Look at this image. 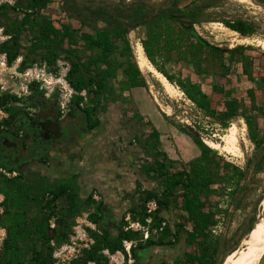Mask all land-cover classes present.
I'll use <instances>...</instances> for the list:
<instances>
[{
    "label": "rangeland",
    "instance_id": "rangeland-1",
    "mask_svg": "<svg viewBox=\"0 0 264 264\" xmlns=\"http://www.w3.org/2000/svg\"><path fill=\"white\" fill-rule=\"evenodd\" d=\"M192 1H200V3L186 9L185 6ZM3 5H10L13 10H8V15L0 14V44L10 38L6 35L7 29L19 30L20 21L24 17V9L22 5L16 4V0H0V6ZM137 5L144 9L143 14L132 19L116 16V12L120 15L137 13ZM198 7H201L198 16L195 17L199 20L198 23L185 18V13ZM165 9H172L176 16L192 25L201 39L213 47L246 48L244 56H238L232 64L228 62L227 54H213L209 49L203 51L198 59L199 62L191 61V47L195 40L183 38L176 26L172 25L176 33L174 48H170L164 39L160 48L156 50V58L166 71L176 79L198 84L210 98L212 107L218 115L213 118L206 114L187 99L176 84L174 86L181 92L180 95L166 94L157 79L143 72L148 84L147 89L136 88L130 93L122 94L119 83L123 75L119 72L116 78L109 81L108 96H120V100L109 102L104 120L126 122L118 126L109 125L106 132L97 138L98 145L93 153L95 158L97 156L103 159L109 155L113 158L118 157L120 149L135 153L138 160L136 164L134 162L130 171L137 172L141 164L152 161L146 158L142 141L143 135L152 130L159 132V138L163 136L165 148L171 157L184 161L183 156L187 154V157H192L196 149L192 139L183 133V129L192 131L205 143L212 141L224 146L225 135L233 125H236L239 128L237 148L232 152L225 151L222 147L213 150L229 163L245 170L246 177L241 183L240 190L233 195L221 196L218 188L214 187L209 202V207L217 215L216 226L211 227V231L222 239L218 261L220 264H227L230 256L246 249L245 241L249 238L250 229H254L264 215V0H53L43 14L48 18V12L54 13L55 17L50 16V18L73 27H80L81 19H94L98 16V21L91 22L84 28L91 35H95L96 27L104 29L117 23L129 27L131 31L128 39L134 54L135 43L139 41L142 44L147 40L148 26L144 25L145 21ZM77 15H82V18L76 19ZM238 20L252 25L255 33L243 37L225 25L226 22ZM164 23V27H171L168 22ZM57 25L59 26L58 23ZM29 40L30 36L23 32L20 41L23 55L12 66L8 65L6 55L0 54V124L7 117L10 120L14 119L17 110L36 107L41 103L40 101L55 104L62 115L79 110L74 109L72 104L75 99L73 97L77 93L74 91L70 98L69 88L63 81H66V75L71 68L64 54L55 57L49 63L43 58L45 52L39 50L35 55L37 60L32 67L20 71L24 55L32 51ZM79 45L81 46L70 49L76 51L87 63L91 57L88 44L82 42ZM65 49H69L68 44H65ZM216 84L223 88L224 94L213 91V86ZM85 93L81 111L88 110L93 120L91 123L97 124L99 114L93 108L94 94H89V91ZM11 96H16L18 100H12ZM123 98L126 101L123 102ZM138 117L143 118L142 126L137 124ZM245 117H252L254 120L258 145L251 140ZM99 118L101 119V115ZM131 123L135 124V127L131 126ZM138 138L141 140H136ZM161 148L165 150L162 143ZM197 150L199 151L198 148ZM81 164L83 165V162ZM41 168L33 170V178ZM18 172L8 173L4 168L0 169V173L9 178L16 177ZM139 181L141 184L138 190L136 185L134 189L125 188L121 196L118 191L105 188L107 184L91 188L89 184L83 185L79 179L81 197L79 214L75 218L68 242L56 248L54 254L57 259L56 264H71L93 243L89 230H98L97 225L91 221V217L95 215L102 217L103 228L112 233H116L117 226L122 223H126L123 226L125 230L132 229L139 233L135 242L125 244L128 256L121 252L114 255L106 252L109 257L108 264H134L132 246L138 248L147 241H152V244L138 250L139 261L142 264H191L188 263L186 255L194 250L187 244V232L196 225L197 217L183 212L181 200L176 196L172 197L167 210H160L158 205V208L151 213L148 212L147 204L155 199L150 200L146 204L149 215L146 225L134 222L128 212L139 205L140 193L143 190L157 193L160 191L159 183L149 176L141 173ZM153 182L156 183L155 186H152ZM3 200L4 196L0 194V214L3 212L1 207ZM100 203H104L102 213L99 211ZM57 206L56 212L51 213L52 228L56 227L55 221L59 210L64 206V201H59ZM156 217L161 221H155ZM5 237L6 230L0 218V250Z\"/></svg>",
    "mask_w": 264,
    "mask_h": 264
},
{
    "label": "trees",
    "instance_id": "trees-1",
    "mask_svg": "<svg viewBox=\"0 0 264 264\" xmlns=\"http://www.w3.org/2000/svg\"><path fill=\"white\" fill-rule=\"evenodd\" d=\"M52 3L53 0H16V4L22 5L21 7L24 9V17L20 21L19 30L7 29L6 35L10 38L0 44V54L6 55L9 66H12L23 55L20 41L23 32H25L30 36L29 43L32 51L30 54L24 55L20 71L32 67L37 60L35 55L39 50L45 52L43 58L49 63L55 57L64 54L71 66L66 75V81L77 93L72 102L74 109L82 110L85 98L80 93L83 91L94 94L93 108L98 114L104 111L105 105L109 102L119 101L120 96H108L109 81L116 78L119 72L123 75V79L119 83L122 94L130 93L136 88L147 89V81L138 66L128 39L131 28L117 23L104 29L96 27L94 28L95 35H91L84 28L89 26V23L98 21V16L94 19L84 20L81 19L82 15H77L76 19H81L80 27H73L44 16L43 11ZM199 3L200 1H192L185 8ZM136 7L138 11L135 14L120 15L116 12V16L132 19L143 14L144 9L140 5ZM200 8L185 13V18L193 23H198L199 20L195 17L198 16ZM11 9L10 5L0 6V14L8 15V10ZM164 22H168L171 27H164ZM144 25L148 26V33L147 40L142 42V46L150 62L172 84H176L187 99L209 116L217 117V111L213 109L210 98L202 91V88L191 81L176 79L166 71L156 58V50L160 48L164 39L170 48H174L176 33L172 25L176 26L175 28L179 30L183 38L195 40L191 47V61L199 62L198 59L203 51L209 49L213 51V54H227L228 62L232 64L238 56H244L246 48L237 46L233 49H220L209 45L201 39L192 25L176 16L172 9H165L152 19L145 21ZM225 25L243 37H249L255 33L254 27L242 20L226 22ZM38 31L40 32L38 33ZM82 42L88 44L91 53L87 63L76 51L70 49L81 46L79 44ZM65 44L69 45V49H65ZM31 57L32 60H30ZM213 91L219 94L225 93L218 84L213 86ZM10 98L18 100L16 96ZM124 101H126L125 98H123ZM86 113L90 115L88 110ZM138 119L143 121L142 117H138ZM244 120L250 131L252 142L258 145L253 118L245 117ZM6 124L11 126L12 121H7ZM182 131L192 139L199 149L200 155L188 162L173 160L161 148L159 132L152 130L147 134L144 138L145 154L152 161L143 163L141 171L159 183L160 191L157 193L143 190L140 193L139 205L128 213L134 222L146 225V219L149 217L146 204L150 200H157L159 209L167 210L172 202V197L178 196L181 200L182 211L192 217H197L198 220L193 229L187 232V244L194 250L186 255L188 263L220 264L218 257L222 239L211 231V227L216 226L217 216L209 207L211 193L216 187L221 196L236 194L246 177V171L219 156L192 131L188 129ZM1 168H4L8 173L15 172L6 166L0 165ZM25 171L28 173L18 172V175L13 178L0 173V194L4 196L1 203L3 212L0 214V218L3 228L6 230V237L0 250V264H56L57 259L54 257L56 248L62 243L68 242L75 218L79 214L81 197L77 179L58 178L54 173L48 174L43 169H40L36 177L33 178L32 169ZM138 187H140L139 183H137V190ZM59 201H64V206L59 210L55 221L56 227L52 228L51 213L56 212ZM103 205L104 203H100L99 211L101 213ZM101 219L102 217L97 215L91 217L92 223L98 227L97 231L89 230V236L93 243L84 249L71 264H108L109 257L106 252L110 255L121 252L128 256L125 244L135 242L139 233L132 229L125 230L123 226L126 223L117 226L116 233H112L103 228ZM155 221H161V219L156 217ZM145 244H140L138 248L132 246L134 264H142L139 261L138 250L151 245L152 241H147Z\"/></svg>",
    "mask_w": 264,
    "mask_h": 264
},
{
    "label": "flooded vegetation",
    "instance_id": "flooded-vegetation-1",
    "mask_svg": "<svg viewBox=\"0 0 264 264\" xmlns=\"http://www.w3.org/2000/svg\"><path fill=\"white\" fill-rule=\"evenodd\" d=\"M40 102L36 107L17 110L12 120L9 117L2 120L0 165L19 172L27 169L36 171L47 165L56 177L66 180L76 178L78 182L84 151L92 140L94 129L100 124V114L99 122L93 124L86 111L76 110L73 114L62 115L55 104ZM7 121H12V125L7 126ZM25 157L30 160L15 164L13 168L3 161Z\"/></svg>",
    "mask_w": 264,
    "mask_h": 264
},
{
    "label": "crops",
    "instance_id": "crops-1",
    "mask_svg": "<svg viewBox=\"0 0 264 264\" xmlns=\"http://www.w3.org/2000/svg\"><path fill=\"white\" fill-rule=\"evenodd\" d=\"M48 13H49L48 18H50V16L55 17L54 13L53 14H51L50 12ZM99 29H103V28L99 27ZM108 105L109 103L105 105L104 111L100 114L101 121H100L99 126L96 128V131L91 136V139H92L90 141L91 143L89 142V144L85 148L84 157L82 159L83 165L80 164V167H81V178L80 179L83 185L89 184L91 188L97 187L98 185L102 186V184L104 185L107 184L105 185V188L107 187L111 190L118 191L119 194L123 196L125 188L129 189L131 187L132 189H134L135 185L137 186V183L141 184L139 180L141 179V173L142 174L144 173L141 171L142 164L140 165V170H137V172L130 171V169H132L134 162L136 164L137 163L136 160H138V157L135 156V153L124 152L120 149L119 151L120 155H118V157L113 158L111 155L106 157V159L99 158L97 156L96 158L94 157L95 155L93 151L95 150V147L98 145L97 138H99L101 134L106 132L107 127L111 124H114V125L116 124V126H118L126 122V121H105L104 116H105L106 110L108 109ZM142 122L143 121L139 120L137 121V124L142 126L141 124ZM131 126L135 127V124L131 123ZM147 134L143 135V140H142L143 142ZM160 142L162 143L163 148L165 149L164 151L169 155L167 149L165 148L166 146L164 144L162 135L160 137ZM144 147H145V144H144ZM195 149H196L195 153L192 157H187L186 156L187 154L183 156L184 162L191 161L200 155V151L197 150L196 145H195ZM191 150L193 153V148ZM144 151H145V148H144ZM169 157L171 156L169 155ZM171 158L173 160H180V158H174V157H171ZM90 182H92V184ZM155 185L156 183L153 182L152 186H155Z\"/></svg>",
    "mask_w": 264,
    "mask_h": 264
},
{
    "label": "bare ground",
    "instance_id": "bare-ground-1",
    "mask_svg": "<svg viewBox=\"0 0 264 264\" xmlns=\"http://www.w3.org/2000/svg\"><path fill=\"white\" fill-rule=\"evenodd\" d=\"M134 50L140 70L144 74H151L155 79H157L161 83L166 94L170 96H179V93L181 92H179L174 84H172L154 67L146 56L144 48L139 41L138 43H135ZM238 134L239 128L236 125H233L229 129V133L225 135V138L223 139L225 143L224 146L212 141H207L206 143L212 149L218 150L222 147L225 151L232 152L234 148H237ZM245 244L246 249L239 252L237 255L234 253L230 256L227 259V264H259L264 253V215L251 231L249 238L245 241Z\"/></svg>",
    "mask_w": 264,
    "mask_h": 264
},
{
    "label": "water",
    "instance_id": "water-1",
    "mask_svg": "<svg viewBox=\"0 0 264 264\" xmlns=\"http://www.w3.org/2000/svg\"><path fill=\"white\" fill-rule=\"evenodd\" d=\"M59 128V127H58ZM96 131V129H94V131H93V134H94V132ZM49 158H52V156L51 155H49ZM28 160H30V158H27V157H25L24 159H22V160H15V161H12L11 159H5V160H3L4 162H6L11 168H13L12 166H15V164H20V163H22V162H27ZM42 168H43V170L45 171V172H47L48 174H50V168H49V166H42ZM259 264H264V253H263V255H262V257H261V260H260V262H259Z\"/></svg>",
    "mask_w": 264,
    "mask_h": 264
},
{
    "label": "built area",
    "instance_id": "built-area-1",
    "mask_svg": "<svg viewBox=\"0 0 264 264\" xmlns=\"http://www.w3.org/2000/svg\"><path fill=\"white\" fill-rule=\"evenodd\" d=\"M64 83L67 85V87L69 88V91H70V98H72V94H74V90L70 88V85L65 81L63 80ZM85 91H83L81 93V95L84 97L85 96ZM70 102V100L68 101ZM147 208H148V212L151 213L153 211H155L157 208H158V204L155 200H152L150 201L148 204H147ZM214 232V231H213Z\"/></svg>",
    "mask_w": 264,
    "mask_h": 264
}]
</instances>
